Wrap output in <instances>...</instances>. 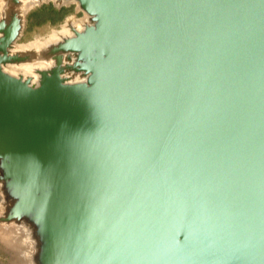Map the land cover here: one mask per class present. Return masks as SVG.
<instances>
[{"label": "water", "instance_id": "95a60500", "mask_svg": "<svg viewBox=\"0 0 264 264\" xmlns=\"http://www.w3.org/2000/svg\"><path fill=\"white\" fill-rule=\"evenodd\" d=\"M0 253L264 264V0H0Z\"/></svg>", "mask_w": 264, "mask_h": 264}, {"label": "rangeland", "instance_id": "374dc122", "mask_svg": "<svg viewBox=\"0 0 264 264\" xmlns=\"http://www.w3.org/2000/svg\"><path fill=\"white\" fill-rule=\"evenodd\" d=\"M72 13L73 11H71L69 14L67 13V15H65L61 20H56L53 18V20L46 21L44 23H40L38 18H34L33 21L28 19L27 29L24 34L23 41L31 40L35 36H44L48 34L51 29H56L63 19ZM2 256V253H0V264H2V262L4 263Z\"/></svg>", "mask_w": 264, "mask_h": 264}, {"label": "trees", "instance_id": "16d2710c", "mask_svg": "<svg viewBox=\"0 0 264 264\" xmlns=\"http://www.w3.org/2000/svg\"><path fill=\"white\" fill-rule=\"evenodd\" d=\"M61 10L62 11H57L56 9L52 8L51 5L42 6L41 8L32 11L28 16V19L33 21L34 18H38L40 23L51 21L53 18L56 20H61L69 11L66 8H62Z\"/></svg>", "mask_w": 264, "mask_h": 264}, {"label": "bare ground", "instance_id": "6f19581e", "mask_svg": "<svg viewBox=\"0 0 264 264\" xmlns=\"http://www.w3.org/2000/svg\"><path fill=\"white\" fill-rule=\"evenodd\" d=\"M28 6H30V4L28 5ZM75 23L76 22V20H70V21H67L66 23H63L62 25H61V27H60V29H55V30H53L52 32H51V34L46 38V39H36L35 41H32V42H28V43H35V42H37V43H42V42H44V41H47V40H50V39H54L56 36H58V34H61V33H64V32H66V30H67V28H66V26H67V23ZM22 67H25V66H22ZM25 69V68H24ZM24 69L22 70V71H24ZM15 69H13V68H10V71L12 72V71H14ZM4 235V234H3ZM5 236V235H4ZM7 236V235H6Z\"/></svg>", "mask_w": 264, "mask_h": 264}, {"label": "flooded vegetation", "instance_id": "af4514ba", "mask_svg": "<svg viewBox=\"0 0 264 264\" xmlns=\"http://www.w3.org/2000/svg\"><path fill=\"white\" fill-rule=\"evenodd\" d=\"M69 11L67 12L68 14L71 13L72 9H68ZM57 11H62L61 9L60 10H57ZM67 13L65 15H67ZM64 15V16H65Z\"/></svg>", "mask_w": 264, "mask_h": 264}]
</instances>
